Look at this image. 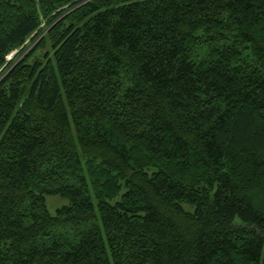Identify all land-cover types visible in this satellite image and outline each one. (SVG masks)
Returning <instances> with one entry per match:
<instances>
[{
    "label": "trees",
    "instance_id": "obj_1",
    "mask_svg": "<svg viewBox=\"0 0 264 264\" xmlns=\"http://www.w3.org/2000/svg\"><path fill=\"white\" fill-rule=\"evenodd\" d=\"M0 264H264V0H0Z\"/></svg>",
    "mask_w": 264,
    "mask_h": 264
},
{
    "label": "rangeland",
    "instance_id": "obj_2",
    "mask_svg": "<svg viewBox=\"0 0 264 264\" xmlns=\"http://www.w3.org/2000/svg\"><path fill=\"white\" fill-rule=\"evenodd\" d=\"M11 57H13V54L9 55L8 59H10ZM46 201L48 210L52 215L56 214L57 209L69 203L68 198L62 197L60 195H48L46 197Z\"/></svg>",
    "mask_w": 264,
    "mask_h": 264
}]
</instances>
